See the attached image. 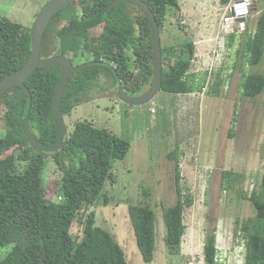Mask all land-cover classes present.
Here are the masks:
<instances>
[{
	"label": "trees",
	"instance_id": "1",
	"mask_svg": "<svg viewBox=\"0 0 264 264\" xmlns=\"http://www.w3.org/2000/svg\"><path fill=\"white\" fill-rule=\"evenodd\" d=\"M115 1L116 5L109 8ZM142 1L151 9L159 33L165 29L166 19L170 26L184 30L178 19V0ZM90 29H96L94 34ZM225 35L227 46H232L236 32ZM184 36V42L178 45L165 46L160 41L159 90L176 94L194 92L191 80L196 82L197 74L190 70L195 45ZM31 46L30 27L0 14V80L25 63ZM52 47L70 55L73 62L75 57L80 60L89 56L86 61H104L107 65L96 64L71 75L61 98L63 119L71 115L84 91L92 89L100 75L111 78L116 89L119 81L131 95L146 93L152 84L150 26L141 8L129 0H76L60 8L43 33L40 55L48 56ZM263 54L264 11H260L253 32L245 31L236 51L243 62L240 66L237 61L231 65L240 72L242 98L255 101L258 96H264V72H248L243 67L245 63L257 66ZM60 73L58 66L36 68L24 80L30 100L18 86H11L0 97L3 128L0 130V247L9 246L0 264H128L113 233L98 224L95 209L110 203L105 186L113 183V164L127 155L130 142L86 119L65 124L64 144L55 152L33 149L23 134V121L27 119L31 132L41 144L57 143L52 96ZM221 74L222 71L215 73L210 93H218L225 78L231 76V73ZM205 84V75H202L200 91ZM178 150L175 145L166 154L169 160H174L176 201L169 206L160 203L165 228L163 241L167 253L172 255L180 253L186 229L183 209L191 204V199L182 194ZM231 173L223 172L224 189L231 188L226 183ZM53 178L55 182H50ZM47 182L52 184L51 194L45 192ZM148 195L143 189L142 198ZM239 197L247 199L254 211L240 226L244 236V264H264V173L249 193L239 189ZM127 212L142 259L151 262L156 212L147 202L129 203ZM75 223L80 225L79 237L70 231ZM214 230L208 232L203 245L205 264H218Z\"/></svg>",
	"mask_w": 264,
	"mask_h": 264
},
{
	"label": "rangeland",
	"instance_id": "2",
	"mask_svg": "<svg viewBox=\"0 0 264 264\" xmlns=\"http://www.w3.org/2000/svg\"><path fill=\"white\" fill-rule=\"evenodd\" d=\"M46 1L0 0V14L31 28L36 13ZM178 1V19L184 30L170 26L166 19L159 37L165 46L181 44L184 34L194 42L190 70L198 75L196 82L191 80L194 92L176 94L159 90L149 102L131 105L118 97L111 78L100 75L93 88L84 91L71 115L64 117V122L69 125L77 119H86L130 142L127 155L113 164V183L105 186L110 203L95 209L98 224L113 233L128 264H205L203 245L212 229H215L218 264H243L244 236L240 226L254 211L247 199L239 197V189L249 193L264 173V96H258L255 101L242 98L240 72L231 65L234 61L237 66L243 62L236 51L245 31L253 32L260 11H264V0H246L249 12L236 22L239 28L234 29L236 38L232 46L226 44L221 21L226 7L236 0ZM90 31L94 34L96 29ZM88 57L80 60L75 57L74 63H83ZM243 67L248 72H264V54L257 66L245 63ZM221 71V76L231 73L225 78L228 83L220 86L218 93H210L215 73ZM202 75L206 86L200 92ZM175 145L179 148L182 194L191 199V204L183 209L186 229L178 255L167 253L160 208L161 202L169 206L177 197L174 160L166 157ZM50 168L54 170L51 164ZM225 170L232 171L226 182L229 189L221 184ZM49 181L55 182L54 178ZM50 182L45 186L48 194L53 191ZM143 189L149 194L146 199L142 198ZM137 202L149 203L156 212L151 262L142 259L127 212L128 204ZM70 231L79 237V223L73 224ZM7 249L8 245L0 247V258Z\"/></svg>",
	"mask_w": 264,
	"mask_h": 264
},
{
	"label": "water",
	"instance_id": "3",
	"mask_svg": "<svg viewBox=\"0 0 264 264\" xmlns=\"http://www.w3.org/2000/svg\"><path fill=\"white\" fill-rule=\"evenodd\" d=\"M76 0H47L36 13L30 28L32 46L29 50L25 63L16 71L5 76L0 80V97L11 86H18L25 91L30 100V93L25 88L24 80L38 67L58 66L61 69L59 80L54 88L52 96V112L55 118L58 130V140L53 146L41 144L33 135L28 125L27 119L23 121L22 131L29 142V145L38 151L55 152L63 146V138L66 133V126L61 113V98L64 88L71 75L82 69L91 67L97 63L104 64V61H85L78 65H74L69 57L64 54H54L43 57L40 55L43 33L46 26L56 11L69 3H75ZM135 3L144 12L151 31L152 42V59H153V81L146 93L141 95H130L123 90L120 82L117 83V95L125 103L131 105H140L149 102L158 92L161 84V64H160V33L156 19L151 9L142 0H129ZM117 1L111 3L109 8L115 6Z\"/></svg>",
	"mask_w": 264,
	"mask_h": 264
},
{
	"label": "clouds",
	"instance_id": "4",
	"mask_svg": "<svg viewBox=\"0 0 264 264\" xmlns=\"http://www.w3.org/2000/svg\"><path fill=\"white\" fill-rule=\"evenodd\" d=\"M218 1H220V0H218ZM248 3H247V1L246 0H236V1H234L232 4H231V6H232V8H233V11H232V14H234V15H236L237 16V18H236V21L237 22H239L238 20H240V17H241V15L243 14V15H246L248 12H249V9H248ZM238 24H236V28H235V30H238ZM92 30V29H91ZM235 30H233V31H230V32H224L223 30H222V32L224 33V34H228V33H231V32H234ZM96 65V64H95ZM224 83H228V81L226 80ZM224 83H223V85H224ZM206 86V85H205ZM205 86L202 88V90L204 91L205 90ZM124 90V89H123ZM201 90V91H202ZM159 91V90H158ZM200 91V92H201ZM202 91V92H203ZM129 94V93H128ZM177 94H179V93H177ZM180 94H185V93H180ZM131 95V94H130ZM134 96H137V95H134ZM151 111H155V109L154 108H152L151 109ZM243 264H244V259H243Z\"/></svg>",
	"mask_w": 264,
	"mask_h": 264
},
{
	"label": "built area",
	"instance_id": "5",
	"mask_svg": "<svg viewBox=\"0 0 264 264\" xmlns=\"http://www.w3.org/2000/svg\"><path fill=\"white\" fill-rule=\"evenodd\" d=\"M232 11L233 8L231 5H228L225 9V16L222 17V21H221V24L223 23L222 27L225 29L224 32H230L236 28L237 16L232 14Z\"/></svg>",
	"mask_w": 264,
	"mask_h": 264
},
{
	"label": "flooded vegetation",
	"instance_id": "6",
	"mask_svg": "<svg viewBox=\"0 0 264 264\" xmlns=\"http://www.w3.org/2000/svg\"><path fill=\"white\" fill-rule=\"evenodd\" d=\"M90 30H91V29H90ZM90 32H91V31H90ZM47 54H48V56H50V55H54V54H64V53H62V51H60L58 48L52 47V51H51V52H48ZM64 55H66V54H64ZM66 56L70 58V55H66ZM43 57H46V56H43ZM70 59H71V58H70ZM71 61H72V63L74 64V62H73L72 59H71ZM74 65H75V64H74ZM97 65H101V66L106 67L104 64H100V63H97Z\"/></svg>",
	"mask_w": 264,
	"mask_h": 264
},
{
	"label": "bare ground",
	"instance_id": "7",
	"mask_svg": "<svg viewBox=\"0 0 264 264\" xmlns=\"http://www.w3.org/2000/svg\"><path fill=\"white\" fill-rule=\"evenodd\" d=\"M242 15H243V14H242ZM242 15H241V16H242Z\"/></svg>",
	"mask_w": 264,
	"mask_h": 264
}]
</instances>
